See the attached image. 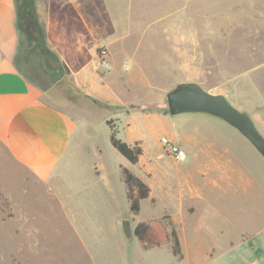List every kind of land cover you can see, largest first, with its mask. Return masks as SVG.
<instances>
[{
  "label": "rangeland",
  "instance_id": "1",
  "mask_svg": "<svg viewBox=\"0 0 264 264\" xmlns=\"http://www.w3.org/2000/svg\"><path fill=\"white\" fill-rule=\"evenodd\" d=\"M49 2L15 0L20 67L26 65L42 89L56 84L61 108L81 120L78 134L84 151L79 149L45 183L17 181L16 173L1 172L6 189L21 191L26 202L21 206L27 208L19 210L16 196L8 199L0 193V264L175 262L171 240L148 252L137 240L128 244L123 220H131L132 226L160 222L168 232L175 229L182 242L191 241L198 227L210 238L232 241L248 232L250 244L260 247L264 157L245 139L228 135L236 129L223 120L206 114L169 115L166 96L177 84L196 83L209 94L223 95L257 130L263 129L264 0H93L81 13L94 36L106 40L110 28L114 35L121 33L113 62L106 47L96 48L95 54L99 47L108 53L107 67L91 63L100 77L94 76L96 84L85 76L82 60H75L62 44L83 35L75 12L62 8L59 24L48 33L58 51L74 67H82L84 86L74 89L63 79L69 75L64 60L46 48L42 24ZM89 81L91 88L98 87L94 92L85 87ZM109 127L118 130L123 142L140 143L138 163L130 164L111 146ZM167 135L207 152L221 166L212 168V177L231 179L232 184L220 189L203 181L201 167L209 161L205 154L192 162L187 155L181 163L168 156L160 143ZM94 166L102 170L100 178L94 176ZM120 166L145 179L152 191V201L141 200L137 215L129 210ZM189 186L203 196L201 201L189 200L197 203L194 215L179 212Z\"/></svg>",
  "mask_w": 264,
  "mask_h": 264
},
{
  "label": "crops",
  "instance_id": "2",
  "mask_svg": "<svg viewBox=\"0 0 264 264\" xmlns=\"http://www.w3.org/2000/svg\"><path fill=\"white\" fill-rule=\"evenodd\" d=\"M51 1L46 6L48 11L46 22L42 24L46 48L48 50L52 48L58 59L64 60L69 75L63 79L70 82L71 89L78 87L79 84H84L81 79L82 67H74V63H71L69 58L60 53L51 43L48 33L50 26L59 24L58 14L62 8H70L75 12L76 18L80 19V30L83 35L80 34L79 38L72 43L68 42L67 39L62 44L71 52L70 56H73L75 60H82L83 69L86 72L85 76L89 80L92 79L96 84L94 76L99 77V75L90 67L93 60L98 61L95 57L96 48L97 46L106 47L109 58L113 62L116 54H118L121 33L120 35H114V31L110 28V36L106 40L100 41L94 36L81 13V10L90 5L93 0H87L86 5L83 0ZM105 8L108 9L107 6ZM52 11L57 13L53 14ZM19 36L18 11L15 0H0V193L8 199L16 196L19 204L18 208L21 210L27 208V205L21 206V203L26 204L21 196L22 192L16 193V190H12V193V191L6 189L4 180L7 181V179L4 174H1L3 170L16 173L19 177L17 181L31 180L37 184L45 183L56 176L59 169L70 162L79 149L83 151L84 149L81 147L78 134V124L81 120L75 113L64 111L61 108V104L56 99V95L59 96L56 84L42 89L34 83L30 72L25 71L26 65L25 69L20 67L21 46ZM123 52L121 50V53ZM21 64L23 63L21 62ZM69 79H72V82ZM93 81H89V86L85 85L92 92L98 88L90 87ZM57 87L59 86L57 85ZM262 127L263 129L260 128L257 131L264 138V123ZM227 134L232 137H239L242 140L245 139V143H250L237 130H228ZM169 139L186 152L191 162L198 160V154H205L209 157V161L201 167L205 183L220 189H223L225 184H232L231 179L212 177V168L220 169L221 166H218L207 152L197 149L198 147L194 143L191 144L189 140L174 137H169ZM119 168L121 171L125 167L120 166ZM101 171L99 166L93 167L96 178L101 177ZM145 172V176H147L149 171L146 169ZM141 180L145 183V179ZM152 197L150 189L149 201H152ZM194 199L201 201L203 196L193 186H189L187 195L181 198L179 212L185 211L190 215L196 214L197 203L195 205L189 201ZM66 215L68 214L66 213ZM171 219H173L172 216ZM137 223H133V228ZM176 234L180 254L176 256L172 253L175 260L172 264H264V238L261 239L263 243L260 247L257 244H250L252 235H249L248 232L241 234L240 240L237 241H232L224 236L219 239L210 238L205 232H201L200 227L193 231L192 240L189 242H182L178 237V232ZM134 240H136L135 237ZM164 244L168 243H162L157 247L143 251L158 250ZM93 263L97 264L94 261ZM160 264H163V262H160ZM164 264L170 263L165 262Z\"/></svg>",
  "mask_w": 264,
  "mask_h": 264
},
{
  "label": "water",
  "instance_id": "3",
  "mask_svg": "<svg viewBox=\"0 0 264 264\" xmlns=\"http://www.w3.org/2000/svg\"><path fill=\"white\" fill-rule=\"evenodd\" d=\"M167 111L171 116L193 113L206 114L223 120L244 136L264 157V138L245 115L237 111L221 94H209L198 84H177L166 96ZM124 239L128 244L134 239L131 220L120 223Z\"/></svg>",
  "mask_w": 264,
  "mask_h": 264
},
{
  "label": "trees",
  "instance_id": "4",
  "mask_svg": "<svg viewBox=\"0 0 264 264\" xmlns=\"http://www.w3.org/2000/svg\"><path fill=\"white\" fill-rule=\"evenodd\" d=\"M110 128L109 141L111 146L130 164H136L142 155V148L139 142L128 144L117 137L118 130ZM123 182L126 190V197L129 202V210L137 215L140 210V201L147 199L150 194V188L137 176L125 168H122ZM134 237L143 250H149L159 246L162 243L172 241L171 250L174 255L180 254L179 243L175 229L170 232L166 230L160 222L154 225L150 223H137L133 229Z\"/></svg>",
  "mask_w": 264,
  "mask_h": 264
},
{
  "label": "built area",
  "instance_id": "5",
  "mask_svg": "<svg viewBox=\"0 0 264 264\" xmlns=\"http://www.w3.org/2000/svg\"><path fill=\"white\" fill-rule=\"evenodd\" d=\"M95 57L99 61L101 67L108 66V53L106 48L99 47L97 53L95 54ZM160 143L165 153L173 158L176 162L181 163L187 159L186 152L166 136L161 137Z\"/></svg>",
  "mask_w": 264,
  "mask_h": 264
}]
</instances>
